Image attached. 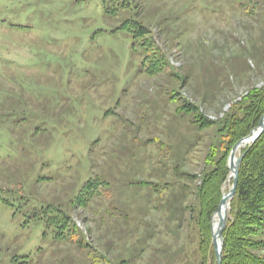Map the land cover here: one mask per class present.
Segmentation results:
<instances>
[{"label":"rangeland","instance_id":"374dc122","mask_svg":"<svg viewBox=\"0 0 264 264\" xmlns=\"http://www.w3.org/2000/svg\"><path fill=\"white\" fill-rule=\"evenodd\" d=\"M244 1L0 0V264H200L192 193L152 163L172 143L194 189L215 126H191L179 101L218 121L264 86L263 7Z\"/></svg>","mask_w":264,"mask_h":264},{"label":"trees","instance_id":"16d2710c","mask_svg":"<svg viewBox=\"0 0 264 264\" xmlns=\"http://www.w3.org/2000/svg\"><path fill=\"white\" fill-rule=\"evenodd\" d=\"M244 2L251 5V7H245L247 14H252L256 12V9L262 7L261 11L264 12V1L248 0ZM241 6L243 5L241 4ZM262 15L264 16V13ZM135 24L138 26L135 37L143 38L141 45L146 46L147 53L149 50H155L156 53L159 49L156 47V42L152 40L153 34L145 25L136 21H127L124 27L131 28ZM163 56L164 54H160V56L157 54L146 55L148 60L146 69L152 76L164 71V65L167 62L163 60ZM178 95L179 93L176 91L172 97L176 99ZM179 102L182 103L177 106V114L183 118L190 117L191 126L197 129L215 126L213 139H216V143L211 142L205 156V167L200 174V182L194 189L188 184L187 181L198 179V175L189 173L182 168L184 159L180 157V150L172 143L165 144L158 141L160 153L152 164L155 167L157 165L156 169H161L164 177L168 173L174 176L177 193L188 195L192 193L191 203L185 208L191 211L192 216L194 212L197 213L195 217L191 218H195L201 237L199 243L200 264H218L212 242V217L220 204L224 193L223 187L230 176L228 159L233 146L256 129L264 115V86L253 87L249 90L241 101L232 104L229 111L218 121L206 118L200 112V107L189 101ZM241 154L243 158L239 166L237 189L234 197L230 200L227 224L224 230L222 264H264V255L261 254V251H264V131L255 142L247 144ZM174 158L176 160L171 167L170 164ZM232 183L233 178L231 179ZM93 184L89 183L84 188L87 189L88 197L89 194L91 197L96 195L98 184H96V188ZM142 185L154 192L158 191V184L152 181H143ZM168 185L169 183L163 182L159 194L163 193ZM87 201L88 198L78 206L85 208ZM61 222L63 228L70 232L71 217L64 214ZM79 229L75 224L73 232H77ZM71 239L73 240L72 237ZM80 247H87V245L81 244ZM87 256L92 263L100 262L99 257L92 250L87 251Z\"/></svg>","mask_w":264,"mask_h":264},{"label":"water","instance_id":"95a60500","mask_svg":"<svg viewBox=\"0 0 264 264\" xmlns=\"http://www.w3.org/2000/svg\"><path fill=\"white\" fill-rule=\"evenodd\" d=\"M257 128H259L257 136L253 137L250 140L251 142H249V143L255 142L257 140V138L261 135V133L264 131V115L260 119V122H259V125ZM254 130H252L248 136L240 139L233 146L231 153L229 155L228 167L230 170V176L233 178V183H232V186L230 187L229 191L226 194L223 193V197H222L220 204H219V206L215 212V214H219L218 229H217V232H212V242H213L214 252H215V256H216V260H217L218 264H222V247H223V243H224V230H225V227L227 224V217H228L227 213L225 215L221 214V208L226 203V201L228 199L231 200L236 193L237 184H238L239 166H240V164L242 162V158H243L242 154H240L239 156L236 157V149H237L238 145L240 144V142H242L244 140L247 141L250 139L251 135L254 133ZM211 226H212V221H211ZM218 238L221 241V248H219L217 245V239Z\"/></svg>","mask_w":264,"mask_h":264},{"label":"bare ground","instance_id":"6f19581e","mask_svg":"<svg viewBox=\"0 0 264 264\" xmlns=\"http://www.w3.org/2000/svg\"><path fill=\"white\" fill-rule=\"evenodd\" d=\"M259 131V128H256L254 130V133L251 135L250 139L249 140H244L242 142H240V144L238 145L237 149H236V157H237V153L238 151L240 152L241 149H243V147H245L249 142H251L250 140L257 136V133ZM242 151V150H241ZM231 176H229L228 180H227V183H231ZM229 191V189H227V186L224 188V194H226L227 192ZM229 205H230V200L228 199L226 201V203L222 206L221 208V214L222 215H225L226 213H228V210H229ZM218 225H219V214H214L213 217H212V232H217V229H218ZM217 245L219 248H221V241L220 239L218 238L217 239Z\"/></svg>","mask_w":264,"mask_h":264}]
</instances>
